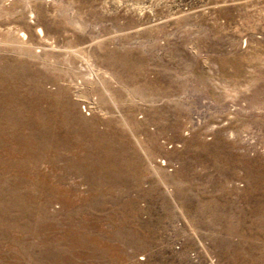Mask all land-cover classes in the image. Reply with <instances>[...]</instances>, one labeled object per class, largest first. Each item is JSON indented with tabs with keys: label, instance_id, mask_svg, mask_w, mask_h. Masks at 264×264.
<instances>
[{
	"label": "rangeland",
	"instance_id": "374dc122",
	"mask_svg": "<svg viewBox=\"0 0 264 264\" xmlns=\"http://www.w3.org/2000/svg\"><path fill=\"white\" fill-rule=\"evenodd\" d=\"M0 264H264V0H0Z\"/></svg>",
	"mask_w": 264,
	"mask_h": 264
}]
</instances>
